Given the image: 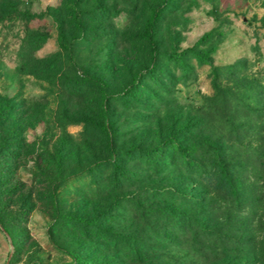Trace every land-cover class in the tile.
<instances>
[{
	"label": "rangeland",
	"instance_id": "374dc122",
	"mask_svg": "<svg viewBox=\"0 0 264 264\" xmlns=\"http://www.w3.org/2000/svg\"><path fill=\"white\" fill-rule=\"evenodd\" d=\"M263 236L264 0H0V264H262Z\"/></svg>",
	"mask_w": 264,
	"mask_h": 264
},
{
	"label": "trees",
	"instance_id": "16d2710c",
	"mask_svg": "<svg viewBox=\"0 0 264 264\" xmlns=\"http://www.w3.org/2000/svg\"><path fill=\"white\" fill-rule=\"evenodd\" d=\"M207 36V34H204L196 43H198L199 41H202V40H204V38ZM190 50H192V48H190ZM196 55H198V57L199 58H201V59H206L207 58V53L206 52H203V51H201V50H192ZM224 165V164H223ZM226 167V170H227V166H225ZM226 174V173H225ZM203 175L204 176H208L207 175V172L206 173H203ZM226 175H224L221 179H220V181H219V183H224V184H227L228 183V181L226 180ZM224 178V179H223ZM221 185V184H220ZM224 189L226 190V191H228V187H227V185H224ZM260 242L261 241H259L258 242V244H260ZM223 243H225V242H223ZM259 249V253L257 254L258 255V257L259 258H262V264H264V236L262 237V245L258 248ZM257 251V250H256ZM256 251H254V253L256 252ZM78 257L77 256H75V261H78Z\"/></svg>",
	"mask_w": 264,
	"mask_h": 264
}]
</instances>
